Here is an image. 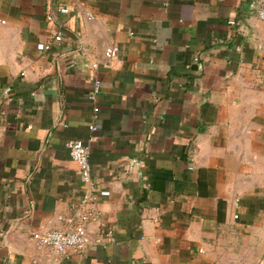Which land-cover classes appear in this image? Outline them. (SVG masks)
I'll return each instance as SVG.
<instances>
[{
  "label": "crops",
  "instance_id": "crops-1",
  "mask_svg": "<svg viewBox=\"0 0 264 264\" xmlns=\"http://www.w3.org/2000/svg\"><path fill=\"white\" fill-rule=\"evenodd\" d=\"M258 1L0 0V264H264ZM77 139L90 240L54 255L32 234L79 220Z\"/></svg>",
  "mask_w": 264,
  "mask_h": 264
},
{
  "label": "built area",
  "instance_id": "built-area-1",
  "mask_svg": "<svg viewBox=\"0 0 264 264\" xmlns=\"http://www.w3.org/2000/svg\"><path fill=\"white\" fill-rule=\"evenodd\" d=\"M57 10L60 13H68V8L59 7ZM256 15L258 19L264 21V0H259L256 7ZM47 21L51 22L53 17L51 13L46 15ZM5 20L0 19V24H4ZM233 23V21H229ZM62 39L60 31L53 35V40L58 42ZM45 49L49 48V44H45ZM117 56V47L114 44L108 45L103 51V64L109 65ZM91 72L89 73V80L91 88L87 95L89 102L92 104L91 123L88 128L91 131L97 130V117L99 112L98 98L101 92V80L95 74L98 69V63L93 62L89 65ZM8 91V89H6ZM69 150L70 157L78 164L79 176L84 185L85 192L79 200V220L70 228L64 230H46L43 232H35L32 234V239L38 246L46 247L54 255L62 254L68 250H83L89 243L90 236L86 228V223L94 217V212L90 209L94 202L95 196L93 191V182L91 178V165L89 162V149L87 144L81 140H70L66 143ZM107 194V192H102ZM93 241L98 244L101 243L99 236L95 237Z\"/></svg>",
  "mask_w": 264,
  "mask_h": 264
}]
</instances>
